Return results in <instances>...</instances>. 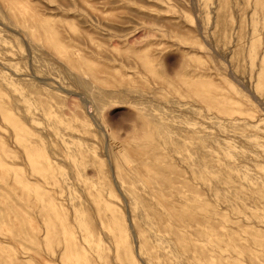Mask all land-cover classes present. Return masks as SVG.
I'll return each mask as SVG.
<instances>
[{"label": "rangeland", "instance_id": "374dc122", "mask_svg": "<svg viewBox=\"0 0 264 264\" xmlns=\"http://www.w3.org/2000/svg\"><path fill=\"white\" fill-rule=\"evenodd\" d=\"M262 218L264 0H0V264H264Z\"/></svg>", "mask_w": 264, "mask_h": 264}, {"label": "bare ground", "instance_id": "6f19581e", "mask_svg": "<svg viewBox=\"0 0 264 264\" xmlns=\"http://www.w3.org/2000/svg\"><path fill=\"white\" fill-rule=\"evenodd\" d=\"M82 1V0H81ZM35 3V2H34ZM13 4H14V2H13ZM37 4V3H36ZM193 4V3H192ZM15 5V4H14ZM73 7V6H72ZM53 9V8H52ZM14 13H16L15 11H14ZM24 15V14H23ZM10 16V15H9ZM42 17V16H41ZM61 17H62V15H61ZM72 17V16H71ZM12 18V17H11ZM37 18V17H36ZM14 19V18H13ZM42 19H44V18H42ZM160 19V18H159ZM19 20V19H18ZM2 24V23H1ZM3 28V27H2ZM201 29V28H200ZM181 30V29H180ZM15 31V30H14ZM41 31V30H40ZM17 32V31H16ZM21 33V32H20ZM23 37V36H22ZM25 41V40H24ZM207 44V43H206ZM28 46V45H27ZM11 47V46H10ZM26 47V46H25ZM29 48V47H28ZM30 52V51H29ZM226 55V54H225ZM75 58V57H74ZM30 64V63H29ZM100 65V64H99ZM142 67V66H141ZM6 68V67H5ZM11 68V67H10ZM9 68V69H10ZM102 68V67H101ZM104 68V67H103ZM15 69V68H14ZM3 71V70H2ZM13 71V70H12ZM15 73V72H14ZM33 73V72H32ZM29 74V73H28ZM20 76H21V74H20ZM31 76V75H30ZM122 76V75H121ZM21 78V77H20ZM39 78V77H38ZM48 78V77H47ZM119 78V77H118ZM2 79V78H1ZM37 79V78H36ZM91 79V78H90ZM39 80V79H38ZM44 80V79H43ZM243 86V85H242ZM62 87V86H61ZM30 89V88H29ZM31 89H33V88H31ZM56 89V88H55ZM193 89V88H192ZM200 89V88H199ZM2 90H4V89H2ZM44 91V90H43ZM176 91V90H175ZM35 92V91H34ZM51 92V91H50ZM84 92V91H83ZM17 93V92H16ZM69 93V92H68ZM75 93V92H74ZM251 93V92H250ZM82 94V93H81ZM131 94V93H130ZM75 95V94H74ZM84 96H85V94H83ZM34 96V95H33ZM209 96V95H208ZM35 97V96H34ZM81 97V96H80ZM23 98V97H22ZM6 99V98H5ZM25 102V101H24ZM5 103V102H4ZM48 106V105H47ZM93 107V106H92ZM38 108V107H37ZM36 108V109H37ZM227 110L229 111V108H227ZM24 111H25V109H24ZM44 111H45V109H44ZM46 111H47V109H46ZM186 111H187V109H186ZM52 112H50V114H51ZM78 113V112H77ZM46 115V114H45ZM164 115V114H163ZM162 115V116H163ZM91 116H93V118L95 117L94 115H91ZM79 118V117H78ZM92 118V117H91ZM172 118V117H171ZM32 120H34V119H32ZM96 120V119H95ZM170 121V120H169ZM174 121V120H173ZM84 121L82 120V123H83ZM101 122V121H100ZM254 122V121H253ZM75 124V123H74ZM94 124V123H93ZM96 124V123H95ZM98 124H99V122H98ZM79 125V124H78ZM95 126V125H94ZM18 127V126H17ZM79 127V126H78ZM102 127V126H101ZM100 127V129H102ZM132 127V126H131ZM184 127V126H183ZM124 129V128H123ZM169 129V128H168ZM103 130V129H102ZM183 130H184V128H183ZM105 132V131H104ZM105 134V133H104ZM93 135V134H92ZM83 136V135H82ZM50 137V136H49ZM91 137V136H90ZM173 137V136H172ZM73 138V137H72ZM106 138V137H105ZM74 139V138H73ZM92 139V138H91ZM36 140V139H35ZM59 140V139H58ZM105 141H107L106 139H105ZM77 144V143H76ZM105 145H106V143H105ZM105 147V146H104ZM106 148V147H105ZM70 149V148H69ZM105 150V149H104ZM77 151V150H76ZM102 152V151H101ZM5 153V152H4ZM105 153V152H104ZM177 154V153H176ZM180 155V154H179ZM186 155V154H185ZM168 159V158H167ZM166 159V160H167ZM170 159V158H169ZM191 159V158H190ZM182 160V159H181ZM168 161V160H167ZM175 161V160H174ZM193 160H191V162H192ZM43 162V161H42ZM159 162V161H158ZM201 162V161H200ZM108 163V162H107ZM87 165V164H86ZM109 166V165H108ZM110 167H111V165H110ZM201 167V166H200ZM147 168V167H146ZM111 169H112V167H111ZM110 169V170H111ZM149 169V168H148ZM106 171V170H105ZM114 171V170H113ZM112 171V172H113ZM153 171V170H152ZM111 172V171H110ZM119 172V171H118ZM167 172H168V170H167ZM78 173V172H77ZM90 173V172H89ZM106 173V172H105ZM163 173H166V171H164ZM162 173V179H163V182L164 183H166V184H170L171 183V181H170V179H168L167 178V176H165L164 177V174ZM119 174H120V172H119ZM111 175H113V173L111 174ZM107 176V175H106ZM120 176V175H119ZM44 177H45V175H44ZM127 177V176H126ZM114 179L115 178H113V181H114ZM127 179H128V177H127ZM116 180V179H115ZM130 180H132V179H130ZM112 181V182H113ZM95 183V182H94ZM114 183V182H113ZM116 183V182H115ZM132 183V182H131ZM49 184V183H48ZM115 186H117V185H115ZM119 186V185H118ZM104 187V186H103ZM56 188H58V187H56ZM55 188V189H56ZM87 188V187H86ZM86 188H84V190L86 189ZM115 189H116V187H115ZM90 190V189H89ZM92 190V189H91ZM96 190H98V189H96ZM99 191V190H98ZM119 191V190H118ZM191 192V191H190ZM39 193V192H38ZM41 193V192H40ZM94 193V192H93ZM118 193V192H117ZM123 194H124V196H123V198L125 199L124 201H125V203L127 204V202L126 201H129V202H132V198L128 195V193L126 192V191H124L123 190ZM183 194V193H182ZM41 195V194H40ZM51 195V194H50ZM120 195V194H119ZM91 197H93L92 195H90ZM119 197H121V196H119ZM89 198V197H88ZM122 198V199H123ZM247 198V197H246ZM44 199H46V198H44ZM67 199V198H66ZM54 200V199H53ZM56 200V199H55ZM179 201V200H178ZM56 202V201H55ZM91 202V201H90ZM116 202V201H115ZM82 203V202H81ZM89 203V202H88ZM116 203H118V202H116ZM75 204V203H74ZM152 204V203H151ZM92 205V204H91ZM128 205V204H127ZM64 206V205H63ZM128 206H130V205H128ZM145 206H147V204L145 205ZM54 207H55V209L56 210H58L57 209V203H55L54 204ZM59 207V206H58ZM127 207V206H126ZM142 207V206H141ZM140 207V208H141ZM148 208V207H147ZM153 208V207H152ZM127 209H128V207H127ZM127 209H126V211H127ZM87 210H88V208H87ZM125 210V209H124ZM152 210V209H151ZM85 212V211H84ZM154 212V211H153ZM123 213V212H122ZM125 213H127V212H125ZM42 213H40V215H41ZM128 214H130V213H127V215H125L126 217L128 216L129 218H130V216L128 215ZM44 215V214H43ZM90 215V214H89ZM119 215V214H118ZM131 215V214H130ZM157 215V214H156ZM172 215H173V217L174 218H176L177 219V221H179V222H182V221H184V220H182L183 219V217L184 216H188V218L190 217V219H194V216L190 213V214H187V213H180V212H175V213H172ZM47 216V215H46ZM90 216H92V215H90ZM25 217V216H24ZM101 217V216H100ZM127 217V218H128ZM149 217H151V216H149ZM126 218V219H127ZM129 218H128V220H129ZM132 218V217H131ZM160 218V217H159ZM43 219V218H42ZM164 219V218H163ZM44 220V219H43ZM48 220V219H47ZM42 220L40 219V222H41ZM51 221V220H50ZM74 221H75V219H74ZM130 221H131V219H130ZM137 221V220H136ZM151 221V220H150ZM52 222V221H51ZM64 222V221H63ZM94 222V221H93ZM101 222H103L104 223V221H103V219H101ZM139 222V221H138ZM97 223V222H96ZM87 225H88V223H86ZM131 224V223H130ZM165 224V222H164V220H160L159 221V223H158V226L160 227V226H162V225H164ZM129 225V224H128ZM133 225V224H132ZM132 225H130V226H132ZM90 226V225H89ZM95 226V225H94ZM260 226H262L261 228H263L264 229V219L262 218V220H261V222H260ZM92 227V226H91ZM108 227V226H107ZM183 227V226H182ZM105 228V227H104ZM77 229V228H76ZM90 229V228H89ZM96 229V228H95ZM129 229H130V227H129ZM134 235H135V238L137 239V241L138 242H140V244L142 245V248H149V245H148V240H146L145 238H144V236H143V230H142V227H141V225H139V223L137 224H134ZM132 229V230H133ZM162 229V228H161ZM4 230V229H3ZM131 230V229H130ZM169 230V229H168ZM90 232H92V234H95V231L94 230H92V229H90ZM131 232V231H130ZM42 233H43V231H42ZM101 233V232H100ZM172 233V232H171ZM133 234V233H132ZM150 234V233H149ZM257 234V232H256V230H255V228H253V231H252V236L254 237L255 235ZM97 235V234H96ZM132 236V235H131ZM151 236V235H150ZM124 237V236H123ZM68 238V237H67ZM80 238V237H79ZM78 238V239H79ZM91 238H93V237H91ZM133 238V237H132ZM154 238H155V241H161L162 240V237L160 236V235H156V234H154ZM134 240V239H133ZM7 242V241H6ZM5 242V243H6ZM76 242V241H75ZM167 242V241H166ZM165 242V243H166ZM73 243V242H72ZM93 243V242H92ZM94 243H96L95 241H94ZM168 243V242H167ZM254 244H255V242H253ZM102 244V243H101ZM92 245V244H91ZM137 245V244H136ZM256 245V244H255ZM263 245V247H264V243L262 244ZM60 247V246H59ZM76 247V246H75ZM3 248V247H2ZM6 248V247H5ZM137 248V247H136ZM253 248H255V246L253 247ZM55 249V248H54ZM6 250V249H5ZM47 254V253H46ZM11 255V254H10ZM255 255V253L254 252H252V256H254ZM53 256V255H52ZM59 256V255H58ZM135 256H136V254H135ZM152 256V255H151ZM150 256V257H151ZM84 257V256H83ZM4 258V257H3ZM43 259V258H42ZM55 259V258H54ZM73 259V258H72ZM153 259V256L151 257V258H149V260H147V261H144L143 263L144 264H151L152 263V260ZM21 260H23V259H21ZM262 261L264 262V254H263V257H262ZM2 262V261H1ZM142 263V262H141ZM142 263V264H143ZM252 264H256V262L254 261V258H252Z\"/></svg>", "mask_w": 264, "mask_h": 264}]
</instances>
